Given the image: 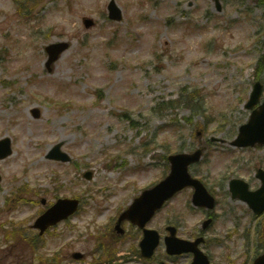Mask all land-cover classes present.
Segmentation results:
<instances>
[{
    "label": "rangeland",
    "instance_id": "374dc122",
    "mask_svg": "<svg viewBox=\"0 0 264 264\" xmlns=\"http://www.w3.org/2000/svg\"><path fill=\"white\" fill-rule=\"evenodd\" d=\"M110 1L0 0V141L12 143L0 160V264L45 263L55 253L62 264L121 263L141 231L126 225L132 235L121 243L114 219L165 178V157L201 145L206 152L191 173L220 202L208 233L213 264H251L261 221L231 199L228 184L260 186L264 147L229 143L251 116L245 104L254 83L264 86V5L220 0L218 12L213 0H116L124 18L114 22ZM62 41L71 46L48 72L45 48ZM192 93L197 111L186 105ZM179 99L159 112L163 101ZM57 144L70 162L46 158ZM191 197L192 190L178 194L148 227L162 238L173 224L180 238L200 232L205 212ZM59 198L79 199L78 212L51 229L37 253L24 248L23 236L37 234L35 219ZM78 252L84 258L75 260ZM164 254L162 241L157 259ZM229 255L235 263H221Z\"/></svg>",
    "mask_w": 264,
    "mask_h": 264
},
{
    "label": "water",
    "instance_id": "95a60500",
    "mask_svg": "<svg viewBox=\"0 0 264 264\" xmlns=\"http://www.w3.org/2000/svg\"><path fill=\"white\" fill-rule=\"evenodd\" d=\"M109 9L111 18L121 19V11L116 7L114 2L110 5ZM68 47V43H59L47 48L50 56L47 63L49 70H51L52 63H54L59 58L60 54L66 51ZM261 95L262 85L260 82H257L250 95L247 108H252L257 105ZM36 117H38V113H36ZM232 145L237 147L264 145V103L253 111L250 121L240 128V134ZM59 147L60 146H57L49 157L67 160L68 157L60 152ZM5 150V152H0V158L8 156L11 152L10 143L8 141ZM202 154L203 149H199L193 154L184 153L171 156L169 158L171 164L170 175L154 188L145 191L142 196L135 201L134 205L121 216L117 228L124 220H130L132 223L138 224L140 227L144 228L155 212L159 210L167 200L186 187L195 188L193 196L195 205L212 209L214 207V198L208 193L201 181L191 177L188 170L191 164L200 161ZM258 177L262 180V187L255 192H250L248 190V185L242 180H233L230 184V188L234 198L246 201L256 213L261 214L264 211V172L262 170H260ZM77 205V201L60 200L36 221L35 227L39 228L41 234H43L49 226L58 223L74 213ZM208 223L209 221L205 223V227ZM170 231L172 236L166 239L170 253H181L194 250L193 246L196 244L176 238L174 228H171ZM158 244V233L145 230V238L141 243L142 253L145 256H151ZM199 261L203 262L198 263ZM193 264L208 263L205 257L198 252L196 263ZM254 264H264V255L257 258Z\"/></svg>",
    "mask_w": 264,
    "mask_h": 264
},
{
    "label": "flooded vegetation",
    "instance_id": "af4514ba",
    "mask_svg": "<svg viewBox=\"0 0 264 264\" xmlns=\"http://www.w3.org/2000/svg\"><path fill=\"white\" fill-rule=\"evenodd\" d=\"M250 184V183H249ZM220 205V202L216 200V206L214 211L212 212H207V218H211L213 220V223H215L217 221L218 218V207ZM255 220H260L261 222L259 223L260 225V229L261 232L264 234V229H263V225H264V216L261 217H254ZM174 225V224H173ZM131 230H129V232L127 233V230L124 231L123 235H121V238L119 240V242L123 243L125 242L126 238L131 237L132 234H130ZM208 233L209 230H207L206 232H202V229L200 232L196 233L195 235H192V237H190L188 240H196L200 237H202L203 235L205 236V241L204 243L201 245V249L202 251L207 255L208 260L210 263H215V257L213 255V253L207 248V244L209 242V237H208ZM139 239L138 238H134L132 242L129 243V248L128 251L124 252L122 255H120L121 257V263H102V264H135L136 259H140L142 261L148 262L150 264H166V263H175L178 260H181V263H186V264H191L194 261V254L193 253H185L179 256H171L169 255L167 252H165V254L163 255V258L165 259H157L158 253H155V255L153 256L152 259L150 260H145L142 259L141 257V252L140 249L138 247V242ZM219 241L218 238L214 239V242L217 243ZM264 244H261V247L263 248ZM250 261H247V263H249ZM252 262V261H251ZM250 262V263H251ZM221 263H235V259H233V257H231V255L228 256L227 262L226 260H222ZM139 264V263H136Z\"/></svg>",
    "mask_w": 264,
    "mask_h": 264
},
{
    "label": "trees",
    "instance_id": "16d2710c",
    "mask_svg": "<svg viewBox=\"0 0 264 264\" xmlns=\"http://www.w3.org/2000/svg\"><path fill=\"white\" fill-rule=\"evenodd\" d=\"M173 103H174L173 101H170V102L168 103L169 105H168L167 103H162L161 108H163V106H165V105H168V106H165L164 108H168V107H170L171 105H173ZM29 245H30V246H33V244H32L31 242L29 243Z\"/></svg>",
    "mask_w": 264,
    "mask_h": 264
}]
</instances>
